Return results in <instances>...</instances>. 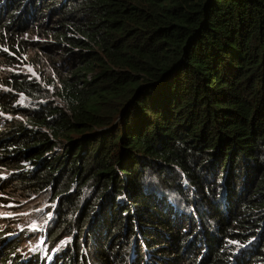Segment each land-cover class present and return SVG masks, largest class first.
Masks as SVG:
<instances>
[{
	"label": "trees",
	"instance_id": "16d2710c",
	"mask_svg": "<svg viewBox=\"0 0 264 264\" xmlns=\"http://www.w3.org/2000/svg\"><path fill=\"white\" fill-rule=\"evenodd\" d=\"M23 1L0 35L54 3L64 72L4 76L0 193H52L47 241L71 242L16 264H264V0Z\"/></svg>",
	"mask_w": 264,
	"mask_h": 264
},
{
	"label": "rangeland",
	"instance_id": "374dc122",
	"mask_svg": "<svg viewBox=\"0 0 264 264\" xmlns=\"http://www.w3.org/2000/svg\"><path fill=\"white\" fill-rule=\"evenodd\" d=\"M25 2L26 0L22 2L23 6ZM53 7L54 3L47 4V2L39 7L34 21L38 19L39 14H42L41 26L43 28H37L36 32H28L23 36L14 34L15 36L12 37L13 42L12 38L7 35L3 33L0 35V40L7 41L8 43L11 40V45L15 44L14 39L19 43L20 41L23 42L24 48V59L15 61L12 67L4 59L0 61V94L7 92L6 86L3 83L4 76L7 73H25L35 83L42 82L43 78L46 79L48 76V81L56 83L59 75L64 72L61 65H55L52 71L48 68V65L50 66L51 63H60L59 59L63 53V50L56 47V45H61V39L57 37L59 27L53 21L56 15L52 14L48 16L49 10L53 9ZM39 44L43 47L38 48ZM3 51L6 52L7 50L0 43V53H3ZM40 88H43L45 91L49 90V87L45 86L44 83L40 84ZM16 98V105L26 108L30 106L27 99L22 96ZM5 175H7L5 172L0 171V176ZM98 191L99 189L94 193L92 200L95 199ZM13 192L14 190H9L4 194L0 193L2 197L0 199V235L2 237H8V235L17 236V233L26 235L22 236L23 243H21L20 250L18 249L16 253L19 254V257L17 255L13 256V264H16L15 261L25 262L30 253H38L39 258L42 259L48 256L53 249L59 251L71 242V239L67 243L66 240H55L53 244H49L47 241L46 234L53 222V211L56 207L52 202V193L28 194L25 196V194L19 195V193L13 194ZM195 199L197 198L195 197ZM1 245L2 241L0 242ZM230 246L232 248L233 244ZM7 247H0V259L4 257Z\"/></svg>",
	"mask_w": 264,
	"mask_h": 264
}]
</instances>
